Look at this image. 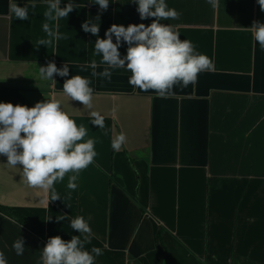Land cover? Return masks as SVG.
I'll list each match as a JSON object with an SVG mask.
<instances>
[{
    "label": "crops",
    "instance_id": "crops-1",
    "mask_svg": "<svg viewBox=\"0 0 264 264\" xmlns=\"http://www.w3.org/2000/svg\"><path fill=\"white\" fill-rule=\"evenodd\" d=\"M11 2L27 5L29 19L17 20L10 0H0V102L33 107L59 101L87 129L85 140L96 141L98 155L75 190L67 188L71 173L54 185L61 198L55 201L26 183L22 166H9L0 155V205L66 241L79 235L71 219L83 216L92 229L86 250L103 252L95 264H264V51L250 28L253 21L264 23L258 0H219L215 9L207 0H165L181 16L161 23L190 40L215 71L164 97L130 86L124 69L111 70L110 80L81 70L102 59L94 52L97 37L81 28L99 13L95 0H74L80 7L68 18L49 22L59 23L67 38L47 47L37 44L47 38L45 0H36L35 9L31 0ZM68 2L61 0V7ZM136 9L133 0H109L94 21L99 37L112 24L149 25L154 18L141 20ZM126 51L122 43L121 56ZM49 61L57 68L67 63L69 75L42 79L39 67ZM72 75L92 80V109L63 95ZM91 111L105 117L104 128L92 124ZM120 133L127 140L114 151L111 141ZM20 237L25 250L18 256L12 245ZM46 243L0 213V251L8 264H40Z\"/></svg>",
    "mask_w": 264,
    "mask_h": 264
},
{
    "label": "clouds",
    "instance_id": "clouds-1",
    "mask_svg": "<svg viewBox=\"0 0 264 264\" xmlns=\"http://www.w3.org/2000/svg\"><path fill=\"white\" fill-rule=\"evenodd\" d=\"M47 10L43 16L46 22L43 31L47 38L39 39V46H51L62 37L59 23L53 27L49 22L61 18L80 7L74 0H69L61 7V0H45ZM137 5L140 19H152L149 25L112 24L105 31V38L99 37L100 15L109 7V0H95L99 5V13L82 23L84 32L91 33L97 39L94 43L95 55L102 59H92L81 70L91 69V77L111 79L114 69H124L131 73L128 83L133 88L147 92L154 91L158 96L172 95L177 85L187 87L195 84L201 72L215 71L214 62L206 55L198 53L195 45L187 39L181 40L180 34L171 24L164 20H178L181 13L175 8H169L165 0H133ZM215 9L219 0H207ZM261 11H264V0H258ZM35 9L36 0H31ZM9 11L17 20L29 19L28 6L9 4ZM254 40L264 51V23L253 21L250 27ZM115 37V42H113ZM127 44L126 55L121 56L119 48ZM37 49L39 47H36ZM101 65L102 71H97ZM42 79L55 82L54 74L60 77L69 75V66L65 63L61 68L49 61L46 66L39 67ZM92 80L80 75H72L63 83V95L70 100L79 101L84 108L92 109L94 89ZM113 111H116L114 108ZM92 124L105 127V117L99 112L91 111ZM87 129L77 126L75 120L63 110L55 99L37 102L33 107L10 102H0V155L6 156L7 164L12 167L22 166L23 179L30 187L40 188L50 193V201L61 199L54 185L62 182L68 176L67 188L75 190L79 174L91 165L98 153L95 150L96 141L86 139ZM127 137L120 133L111 141L114 151H120ZM68 206V205H67ZM69 207V206H68ZM67 215L57 218V222L67 219ZM51 220V219H49ZM47 220V221H49ZM46 221V222H47ZM22 227V225H21ZM71 229L79 235H73L66 241L60 236L50 237L42 249L40 264H95L96 257L103 254L99 247L86 250L85 245L91 242L92 229L83 216H77L70 221ZM12 248L19 255L24 254L25 241L22 237L14 241ZM0 264H8L3 251H0Z\"/></svg>",
    "mask_w": 264,
    "mask_h": 264
},
{
    "label": "trees",
    "instance_id": "trees-1",
    "mask_svg": "<svg viewBox=\"0 0 264 264\" xmlns=\"http://www.w3.org/2000/svg\"><path fill=\"white\" fill-rule=\"evenodd\" d=\"M0 213L3 215L13 219L17 223L21 224L37 236H39L42 239H45L46 241L50 238L42 229L39 227L36 223H33V221L26 218L23 214L15 211L14 209L6 206L0 205Z\"/></svg>",
    "mask_w": 264,
    "mask_h": 264
}]
</instances>
